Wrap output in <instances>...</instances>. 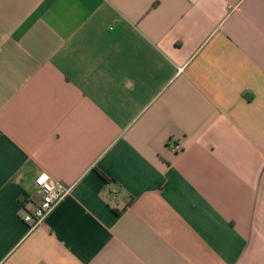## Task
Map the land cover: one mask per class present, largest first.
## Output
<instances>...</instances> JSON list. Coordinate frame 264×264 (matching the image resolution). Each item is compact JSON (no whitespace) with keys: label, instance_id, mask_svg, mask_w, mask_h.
Returning <instances> with one entry per match:
<instances>
[{"label":"crops","instance_id":"obj_1","mask_svg":"<svg viewBox=\"0 0 264 264\" xmlns=\"http://www.w3.org/2000/svg\"><path fill=\"white\" fill-rule=\"evenodd\" d=\"M0 264H264V0H0Z\"/></svg>","mask_w":264,"mask_h":264},{"label":"built area","instance_id":"obj_2","mask_svg":"<svg viewBox=\"0 0 264 264\" xmlns=\"http://www.w3.org/2000/svg\"><path fill=\"white\" fill-rule=\"evenodd\" d=\"M173 150H180L179 143H172ZM34 184L40 195V200L34 203L32 210L27 211L23 215V220L28 224L29 228H33L48 215V213L70 192V187L59 181H53L50 176L45 173H39Z\"/></svg>","mask_w":264,"mask_h":264}]
</instances>
